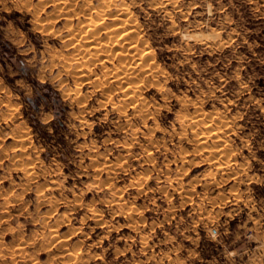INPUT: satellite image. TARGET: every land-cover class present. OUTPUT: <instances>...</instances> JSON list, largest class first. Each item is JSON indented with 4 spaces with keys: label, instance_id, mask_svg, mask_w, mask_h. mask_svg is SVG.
<instances>
[{
    "label": "rangeland",
    "instance_id": "1",
    "mask_svg": "<svg viewBox=\"0 0 264 264\" xmlns=\"http://www.w3.org/2000/svg\"><path fill=\"white\" fill-rule=\"evenodd\" d=\"M162 1L114 0L153 57L133 99L78 55L104 0H0V264H264V0Z\"/></svg>",
    "mask_w": 264,
    "mask_h": 264
},
{
    "label": "bare ground",
    "instance_id": "2",
    "mask_svg": "<svg viewBox=\"0 0 264 264\" xmlns=\"http://www.w3.org/2000/svg\"><path fill=\"white\" fill-rule=\"evenodd\" d=\"M62 1V0H61ZM68 1V0H67ZM71 1V0H70ZM74 1V0H73ZM162 1V0H161ZM169 1V0H168ZM175 0H173V2H174ZM60 2V1H59ZM123 2V1H122ZM39 3H42V2H40L39 1ZM90 3V2H89ZM161 3H163V1L161 2ZM167 3H169V2H167ZM175 3V2H174ZM173 3V4H174ZM47 4H49V3H47ZM154 4V3H153ZM165 4V3H164ZM44 5V4H43ZM88 5V4H87ZM115 5V7H116V14H115V19H117L118 20V22L116 21L115 22V26H109L111 29L110 30H108L109 29V27H104V29H106V30H108V33H107V35H106V37H105V39L104 40H102V41H98V42H96V38L97 37H99V36H96L97 34H99L101 31H102V26H104L103 25V23H104V16H105V14L106 13H108L107 12V9L109 8L110 9V7H112V6H114ZM68 7V6H67ZM75 7V6H74ZM174 7H176V6H174ZM78 10V9H77ZM84 11V15H86L85 17V21L84 22H81L82 24H81V29H82V31L83 32H81L82 34L84 33L85 34V43L86 44H88L87 46H83L84 48V51L83 52H79L78 53V55L80 56L82 53H83V55H82V57L80 56V58H86V55L87 54H90V53H92V54H95V55H106V58L107 59H104V61H107L108 59H112L111 57L113 56V55H119V58H120V64H119V66H112L111 68H109V67H105V70H111V71H109V73L107 72V75H109L111 78H110V80L112 79V80H114L115 81V83L118 85V86H120L121 88H124L125 90H124V92H125V95H129L130 97H132L133 99H136L135 97H137V88H138V86L136 87V86H134L133 85V83H129V82H127L128 81V79L130 78V77H135L136 76V74H137V76H139L140 74H142V72H146L145 70H144V68H142V70H141V68H140V70L138 69V67L139 66H141V65H139V64H145V63H147V62H143V61H146L147 59H149V60H151V58H153V57H150L151 56V50H149L148 48H145L144 46L142 47V46H139V45H136V43H134V42H136L137 40V37H138V35H139V31H138V28H137V26H135V22L133 21V20H131V18L129 17H127L129 14H128V12H127V9H125V7H123V5H119V4H115L114 3V0H104V2L101 4V6L100 7H92V5L90 4V5H88V7H86V9H81L80 10V12H83ZM39 12V11H38ZM72 12H74V10L72 11ZM72 13H68V15H71ZM107 15V14H106ZM66 16V15H65ZM109 16V15H108ZM113 16V15H112ZM69 17V16H68ZM79 17V16H78ZM134 17V16H133ZM136 18V17H135ZM135 18H132V19H135ZM77 27H79V26H77ZM140 30V29H139ZM104 31V30H103ZM109 31H111V32H109ZM107 32V31H106ZM74 34V33H73ZM95 35V36H94ZM70 36V35H69ZM73 37L70 39V42H71V44H74V43H76L75 42V39H74V37H75V34L74 35H72ZM140 36V35H139ZM80 37V36H79ZM78 38V37H77ZM79 39V38H78ZM100 39V38H99ZM101 40V39H100ZM136 40V41H135ZM134 41V42H133ZM78 42V41H77ZM85 44V45H86ZM137 44H138V42H137ZM66 45H68V44H66ZM65 45V46H66ZM70 45V44H69ZM80 45V44H79ZM82 47V46H81ZM152 49V48H151ZM78 51V50H77ZM77 55V56H78ZM88 56V55H87ZM115 56H113V57H115ZM94 57V56H93ZM78 59V58H77ZM82 59V60H83ZM99 59H101V58H98V60ZM81 60V59H80ZM66 61V60H65ZM73 61V60H72ZM103 61V60H102ZM131 61V64L132 65H128L129 64V62ZM152 61V60H151ZM69 62V61H68ZM99 62H101V60H99ZM112 62V61H111ZM84 63V62H83ZM103 63V62H102ZM149 63V62H148ZM71 64V63H70ZM110 64V63H109ZM85 65V64H84ZM153 65V64H152ZM102 66H103V64H102ZM146 66H149V65H146ZM154 66V65H153ZM80 67V66H79ZM86 67V66H85ZM142 67V66H141ZM68 68V67H67ZM158 68V67H157ZM83 69V68H82ZM81 69V70H82ZM158 69H160V68H158ZM71 70V69H70ZM81 70H80V72H81ZM151 70V69H150ZM148 71V70H147ZM79 72V71H78ZM77 72V73H78ZM90 72V71H89ZM106 72V71H105ZM76 73V74H77ZM84 73V72H83ZM83 73H80V74H83ZM88 73V72H87ZM87 73H85V74H87ZM75 73H74V75H76ZM133 74H135V76H133ZM148 74H150V72L148 73ZM78 75V74H77ZM79 77L80 78H82V77H85L84 75H79ZM86 77H87V75H86ZM86 77H85V79H86ZM105 77V76H104ZM108 77V76H107ZM148 77V76H147ZM102 78V77H101ZM109 78V77H108ZM137 78V77H136ZM100 79V78H99ZM138 79V78H137ZM136 79V80H137ZM143 79H144V77H143ZM84 80V79H83ZM88 80V79H87ZM133 80V79H132ZM131 80V81H132ZM81 81V80H80ZM85 81V80H84ZM100 81H101V79H100ZM108 81H109V79H108ZM139 81V80H138ZM102 82V81H101ZM107 82V81H106ZM99 83V82H98ZM98 83H97V85H98ZM107 84V83H106ZM140 84V83H139ZM138 84V85H139ZM102 85H104V84H102L101 83V85L100 86H102ZM92 86V85H91ZM103 87V86H102ZM102 87H100V88H102ZM104 89V88H103ZM101 90V89H100ZM109 89H107V91H108ZM113 92H115V91H113ZM140 97V96H139ZM131 98V99H132ZM141 99V98H140ZM1 100V99H0ZM131 101H134V100H131ZM139 103V102H138ZM129 105V104H128ZM131 105V104H130ZM197 105V104H196ZM139 107V106H138ZM115 108V107H114ZM140 108V107H139ZM200 110V109H199ZM135 111V110H134ZM139 111V110H138ZM147 113V112H146ZM202 113V112H201ZM204 113V112H203ZM139 114V113H138ZM210 114V113H209ZM148 115V114H147ZM150 115V114H149ZM203 115V114H202ZM211 115V114H210ZM189 116V115H188ZM195 116V115H194ZM200 116V115H199ZM197 117V118H200V117ZM213 117V116H212ZM196 118V117H195ZM181 119V118H180ZM184 119V118H183ZM179 120V119H178ZM182 120V119H181ZM203 119H197L196 120V122H195V125L196 126H201V127H203V130H202V132L203 133H208V132H211L212 133V131H216V129L217 128H213L212 126H211V124H206V122H204V121H202ZM212 125H214V124H212ZM217 125V124H216ZM184 126H186V125H184ZM220 126V125H219ZM219 126H217V127H219ZM181 127V126H180ZM185 128V127H184ZM192 128V127H191ZM222 128V127H221ZM186 129V128H185ZM194 129V128H193ZM202 129V128H201ZM198 131H200L199 129H198ZM175 132V131H174ZM23 133V132H22ZM217 133V132H216ZM197 134V133H196ZM202 134V133H201ZM210 134V133H209ZM218 137H220V136H218ZM203 139V138H202ZM202 139H200L199 138V140H197V147L198 148H200V149H205V148H207L208 146L206 145V142L204 141V140H202ZM212 139V138H211ZM225 139V138H224ZM27 142H28V138H26V137H24V138H21V140H19V143H20V145H22V148L24 149V147H23V145H26L27 144ZM228 143V142H227ZM126 144V143H125ZM215 145V144H214ZM196 146V145H195ZM216 146V145H215ZM211 149V148H210ZM130 150V149H129ZM215 150V149H214ZM214 152V151H213ZM25 153V152H24ZM234 153V152H233ZM23 154V153H22ZM21 154V155H22ZM142 155V154H141ZM222 156V155H221ZM26 157V156H25ZM21 158V157H20ZM31 158V157H30ZM1 159H3V158H1ZM34 161H36L35 159H33ZM149 160V159H148ZM193 160V159H192ZM192 160H190V159H185V160H183L184 161V164L185 165H189V164H191V161ZM195 160V159H194ZM151 161V160H150ZM21 162H22V160H21ZM27 163H29L30 164V161L29 162H27ZM21 166H22V164H20ZM34 165V164H33ZM15 166V165H14ZM31 166V165H30ZM183 167V166H182ZM20 168H22V167H20ZM18 169V168H17ZM183 169V168H182ZM21 170V169H20ZM25 170L27 171V174H28V172H30V169L27 167H25ZM24 170V171H25ZM181 170V169H180ZM185 170V169H184ZM230 170V169H229ZM115 171V170H114ZM186 171V170H185ZM117 172V171H116ZM177 173V172H176ZM32 174V173H31ZM144 175V174H143ZM140 176H142V175H140ZM29 177V176H28ZM143 177V176H142ZM141 177V178H142ZM184 177V176H183ZM140 178V179H141ZM178 178V177H177ZM144 179V178H143ZM32 180H34V179H32ZM28 182V181H27ZM107 185V184H106ZM142 185V184H141ZM140 185V186H141ZM112 186V185H111ZM138 186V185H137ZM136 186V187H137ZM191 186V185H190ZM192 187V186H191ZM99 188V187H98ZM110 188V187H109ZM116 188V187H115ZM143 189V188H142ZM121 190V189H120ZM108 191V190H107ZM165 191V190H164ZM122 192V191H121ZM140 192V191H139ZM153 192V191H152ZM12 194V193H11ZM139 194V193H138ZM166 194V193H165ZM122 195V194H121ZM147 195V194H146ZM110 196H111V194H110ZM116 196H118V195H116ZM115 196V198L114 199H116V201H117V197ZM6 197V196H5ZM18 197V196H17ZM135 198V197H134ZM40 199V198H39ZM75 199V198H74ZM123 199V198H122ZM121 199V200H122ZM112 200H113V198H112ZM61 201V200H60ZM93 201V200H92ZM118 201H120V200H118ZM117 201V202H118ZM57 202V201H56ZM77 202V201H76ZM82 202V201H81ZM122 202V201H121ZM120 202V203H121ZM126 202V201H125ZM127 203V202H126ZM126 205V204H125ZM133 205V204H132ZM120 206V205H119ZM83 207V206H82ZM132 210V209H131ZM130 211V210H129ZM100 211H99V209H96V208H94V206L93 207H90V208H88V213H89V215L90 216H92L93 217V219H95V222H96V224L98 223L99 225L100 224H102L101 223V221H102V219H101V215H100V213H99ZM127 212H128V210H127ZM126 213V212H125ZM134 217V216H133ZM86 219V218H85ZM136 219V218H135ZM136 223V222H135ZM108 224V223H107ZM96 227V226H95ZM74 231V230H73ZM77 232V231H76ZM50 233L51 234H54V233H56L55 232V229H51L50 230ZM72 234V233H71ZM49 240V239H48ZM31 241H32V239H31ZM58 241V240H57ZM59 242H61L62 243V246L63 245H65L66 243L64 242V240H61L60 239V241ZM22 246V245H21ZM82 246V245H81ZM51 247V246H50ZM73 248V247H72ZM79 248V247H78ZM60 249V248H59ZM73 250V249H72ZM75 252V251H74ZM79 252V251H78ZM83 252V251H82ZM66 253V252H65ZM64 254V253H63ZM71 254V256L72 257H75L76 258V256H75V254H72V253H70ZM83 254V253H82ZM77 255V254H76ZM78 257V256H77ZM73 260V259H72ZM70 261H71V258H70ZM82 261V260H81Z\"/></svg>",
    "mask_w": 264,
    "mask_h": 264
}]
</instances>
